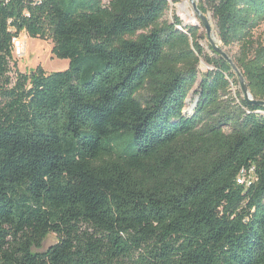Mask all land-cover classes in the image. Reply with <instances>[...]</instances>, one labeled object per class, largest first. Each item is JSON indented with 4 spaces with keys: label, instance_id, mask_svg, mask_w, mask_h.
Segmentation results:
<instances>
[{
    "label": "trees",
    "instance_id": "obj_1",
    "mask_svg": "<svg viewBox=\"0 0 264 264\" xmlns=\"http://www.w3.org/2000/svg\"><path fill=\"white\" fill-rule=\"evenodd\" d=\"M169 11L0 0V264H264V107L205 52L203 25ZM200 11L223 48L239 47L231 58L264 102V0ZM23 33L51 40L68 69L10 77Z\"/></svg>",
    "mask_w": 264,
    "mask_h": 264
},
{
    "label": "rangeland",
    "instance_id": "obj_2",
    "mask_svg": "<svg viewBox=\"0 0 264 264\" xmlns=\"http://www.w3.org/2000/svg\"><path fill=\"white\" fill-rule=\"evenodd\" d=\"M168 1L170 4V11L168 12L166 17L167 20L173 22V16H177L186 26L196 24L195 26L199 27L201 25L200 24L201 20L197 15V13L195 12L191 0H168ZM194 2L196 3L200 11V7L204 5L206 0H194ZM203 15L209 19L212 29L211 39L213 43H216L213 36L216 35L218 37V34L215 26V21L212 19V14L207 13ZM201 31L202 33H204L206 37L204 41H201V45L205 49V52L212 56V52L210 50V48L212 47L207 38L206 30L204 29V27L202 28ZM19 38L23 46V54L22 57H18L13 52L12 62H10V73H9L10 77H12L13 79L16 78L17 74H32L37 72L39 69L43 70L46 74H51L54 72H62L68 69L69 67L68 60L57 59L54 56L53 54L54 44L51 40L47 41V40L33 39L28 37L25 33L21 34ZM254 39L257 44H260L261 42L264 41V22L261 25H259V27L254 31ZM216 44L219 45L218 46L219 48L223 49V51L229 56V58L237 57L239 53L238 46H233L231 48H223L221 42L220 44L218 43ZM235 66L237 67L236 64ZM209 69L211 68L205 65L204 63H201L199 66V70L201 73H205ZM196 91H198V84L195 86L194 90L189 94L188 100H190V103L186 102V108L184 111H186L190 107V105L195 101V99L198 98ZM235 91L236 89L233 88L232 89L233 95L235 94ZM253 180H254L253 175L247 174L244 177L239 176L237 179V184L241 186H248ZM56 242H57L56 235L53 234L49 235L43 244L42 251L48 250L50 247L55 245Z\"/></svg>",
    "mask_w": 264,
    "mask_h": 264
},
{
    "label": "water",
    "instance_id": "obj_3",
    "mask_svg": "<svg viewBox=\"0 0 264 264\" xmlns=\"http://www.w3.org/2000/svg\"><path fill=\"white\" fill-rule=\"evenodd\" d=\"M194 10L197 13V15L199 16L200 20H201V24L203 25L204 29L206 30V34H207V38L211 44V47L213 48V50L220 55L224 60H226L232 67L233 71L235 72V74L237 75L238 79H239V83L243 92V95L245 97V99L249 100L252 103H255L259 106H263L264 107V102H254L247 83L245 81V78L243 77L242 73L239 71V69L235 66V64L233 63V61L231 60V58H229V56L223 51V49L219 48L215 43H213L212 39H211V25L209 22V19L207 17H205L198 9L196 3L194 2V0H191Z\"/></svg>",
    "mask_w": 264,
    "mask_h": 264
},
{
    "label": "built area",
    "instance_id": "obj_4",
    "mask_svg": "<svg viewBox=\"0 0 264 264\" xmlns=\"http://www.w3.org/2000/svg\"><path fill=\"white\" fill-rule=\"evenodd\" d=\"M13 52L16 54V56L18 57H22L23 54V46L21 43L20 38H15L13 40ZM245 175H247V172L245 170H243L240 174L241 177H244Z\"/></svg>",
    "mask_w": 264,
    "mask_h": 264
},
{
    "label": "bare ground",
    "instance_id": "obj_5",
    "mask_svg": "<svg viewBox=\"0 0 264 264\" xmlns=\"http://www.w3.org/2000/svg\"><path fill=\"white\" fill-rule=\"evenodd\" d=\"M195 25H196V24H195ZM213 37H214V40L216 41V43L220 44V42H219V38H218L216 35H214ZM216 43H215V44H216ZM216 45H217V44H216ZM217 46H219V45H217ZM188 102L190 103V100H189ZM196 102H197V99H195V101L190 105V108L188 109L187 112L191 113V112L194 110L195 105H196Z\"/></svg>",
    "mask_w": 264,
    "mask_h": 264
}]
</instances>
